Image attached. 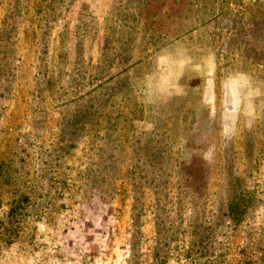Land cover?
Returning a JSON list of instances; mask_svg holds the SVG:
<instances>
[{
    "label": "rangeland",
    "instance_id": "rangeland-1",
    "mask_svg": "<svg viewBox=\"0 0 264 264\" xmlns=\"http://www.w3.org/2000/svg\"><path fill=\"white\" fill-rule=\"evenodd\" d=\"M0 264H264V0H0Z\"/></svg>",
    "mask_w": 264,
    "mask_h": 264
}]
</instances>
